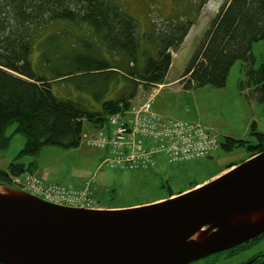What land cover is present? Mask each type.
<instances>
[{"label": "trees", "instance_id": "obj_1", "mask_svg": "<svg viewBox=\"0 0 264 264\" xmlns=\"http://www.w3.org/2000/svg\"><path fill=\"white\" fill-rule=\"evenodd\" d=\"M54 22L87 27L95 41L105 47L108 57L91 55L92 48L97 47L85 40L80 41L81 52H66L73 56H60V47L52 43L51 37L50 45H36L42 32ZM193 25L191 21L171 23L164 30L145 33L142 38L154 44L157 53V57H152L142 50L136 21L114 1L0 0V149L8 146L5 131L12 124H16L14 133L26 138L19 157L35 156L46 146L79 148L84 122L91 123L95 131L104 129L110 115L131 105L139 86L147 89L163 84L172 66V52L181 48ZM262 40L264 0H225L188 63L181 80L184 89L207 85L224 88L232 65L238 60L253 61L252 47ZM36 46L44 49L39 62L46 67L44 74H38L30 60ZM53 52L54 59L50 58ZM69 75L81 95L76 100L57 97L49 83L50 77L65 82ZM248 76L255 84L257 98L264 104V61ZM119 79L126 83L125 90L120 98L108 99L110 85ZM86 100L95 108L88 106ZM252 133L257 143L225 138L221 147L228 151L246 147L248 159L260 155L264 152V134L256 131L255 123ZM33 165L36 163L13 162L8 169H0V184L22 189L16 180L23 181L24 175L34 174ZM103 168L107 167L99 165L97 172ZM95 178L86 183L95 184ZM191 185L186 191L198 186ZM186 191L174 194L169 189L167 199ZM251 264H264V256L255 257Z\"/></svg>", "mask_w": 264, "mask_h": 264}, {"label": "rangeland", "instance_id": "obj_2", "mask_svg": "<svg viewBox=\"0 0 264 264\" xmlns=\"http://www.w3.org/2000/svg\"><path fill=\"white\" fill-rule=\"evenodd\" d=\"M111 1L117 3L136 21L141 38L153 30H164L171 23L194 22L181 48L172 52V66L163 82L164 86L155 92L153 109L159 115L200 125L214 134L220 144L225 138L257 143L252 133V125L255 123L256 131L264 134V104L257 98L255 84L248 76V72L251 69L257 71L263 64V40L254 43L252 47L253 61L238 60L232 65L224 88L207 85L185 90L181 83L191 57L225 0ZM82 28L71 23L54 22L42 32L39 36L41 40H38L36 45H40L41 42L45 46L50 45L51 37L52 43L60 47L58 49L60 56H73L66 52L74 49L81 52L83 48L80 41L85 40L95 47L96 45L101 47V50L92 48L91 55L101 54L108 57L100 41H95V36L89 34L90 30L86 29L87 27ZM142 46V50L148 55L157 57L154 44L147 43L142 38ZM43 50L36 46L30 56L38 74L46 72V67L39 65ZM55 53H51L50 58L54 59ZM74 83L76 84V81L56 82L51 86V90L57 97L76 100L81 95ZM125 86L126 83L122 79L114 81L109 87L108 99L120 98ZM153 93L152 87L145 89L139 86L131 102L133 104L145 102ZM86 101L88 106L95 108L94 104ZM15 129L16 124H12L5 131L9 143L6 148L0 149V169H8L13 162L25 165L35 162L41 170L37 173L40 179L46 183L65 186H74L96 177L94 187L98 189V193L94 192V196L104 210L130 209L166 201L169 189L178 194L190 189L191 184L203 186L228 170L227 167L230 165H241L250 156L246 147H236L228 151L220 145L215 153L200 160L171 164L164 153H157L154 156L155 165L147 169L131 171L103 168L97 172L101 162L98 159V150L89 147L84 141L77 149L46 146L35 156L19 157L26 138L22 134H15ZM95 130L91 123L84 122V134H93ZM256 255L264 256V239L248 248L240 246L232 252H223L190 264H241Z\"/></svg>", "mask_w": 264, "mask_h": 264}, {"label": "water", "instance_id": "obj_3", "mask_svg": "<svg viewBox=\"0 0 264 264\" xmlns=\"http://www.w3.org/2000/svg\"><path fill=\"white\" fill-rule=\"evenodd\" d=\"M262 192L264 152L201 187L136 208L89 211L0 198V264H190L264 233V222L228 226L237 211L258 207L243 201ZM213 222L216 235L203 244L174 242Z\"/></svg>", "mask_w": 264, "mask_h": 264}, {"label": "built area", "instance_id": "obj_4", "mask_svg": "<svg viewBox=\"0 0 264 264\" xmlns=\"http://www.w3.org/2000/svg\"><path fill=\"white\" fill-rule=\"evenodd\" d=\"M154 98L151 95L145 102L110 115L106 128L98 130L95 136H83L89 147L106 152L101 167L136 171L154 166L157 153H164L169 163L175 164L207 158L219 149L218 138L202 126L155 112ZM22 179L16 180L22 190L45 203L79 210L102 209L95 199L93 182L77 189L46 184L33 174Z\"/></svg>", "mask_w": 264, "mask_h": 264}, {"label": "bare ground", "instance_id": "obj_5", "mask_svg": "<svg viewBox=\"0 0 264 264\" xmlns=\"http://www.w3.org/2000/svg\"><path fill=\"white\" fill-rule=\"evenodd\" d=\"M96 47L98 49H101L100 46L96 45ZM72 77V75L67 76L65 78L66 81L64 83L73 82ZM56 82L57 81L55 79H52V77L49 78L50 86H52ZM0 198L23 206L36 205L39 200L36 197L27 194L26 192L2 185H0ZM243 202L247 207L253 206L255 204H258L259 206L254 209L247 208L244 210L242 209L240 211H237L229 218L228 226L234 229L246 230L252 226L264 222V192L256 193L255 195L244 200ZM216 232V223L213 222L208 224L207 226L182 235L181 237L174 240V242H177L179 244H185L188 247L193 248L213 238L216 235ZM248 263L250 264L252 263V261Z\"/></svg>", "mask_w": 264, "mask_h": 264}, {"label": "crops", "instance_id": "obj_6", "mask_svg": "<svg viewBox=\"0 0 264 264\" xmlns=\"http://www.w3.org/2000/svg\"><path fill=\"white\" fill-rule=\"evenodd\" d=\"M164 86V83L161 85V87H163ZM95 133V132H94ZM89 135H92V134H89ZM98 150V149H97ZM98 153H99V155H98V159L100 160V161H102V159H103V157L106 155V152L105 151H101V150H98ZM100 164H101V162H100ZM33 172H34V174L35 175H37L38 176V174L37 173H40L41 172V170L37 167V164L36 165H33ZM227 171V170H226ZM226 171H224V173L226 172ZM223 173H220L219 175H217V176H215L214 178H216V177H218V176H220V175H222ZM40 178V177H39ZM213 178V179H214ZM42 180V179H41ZM212 180V179H211ZM45 182V181H44ZM86 182H87V180L86 181H82L80 184H74V187L75 188H78V189H82V188H84L85 187V184H86ZM96 193H98V189L96 188Z\"/></svg>", "mask_w": 264, "mask_h": 264}, {"label": "flooded vegetation", "instance_id": "obj_7", "mask_svg": "<svg viewBox=\"0 0 264 264\" xmlns=\"http://www.w3.org/2000/svg\"><path fill=\"white\" fill-rule=\"evenodd\" d=\"M262 239H264V233L260 234L259 236L255 237V238H253V239H250L249 241H247V242L241 244L240 246H242V247H247V248H248V247L254 245L255 243L261 241ZM240 246H237V247H240ZM237 247H235V248H233V249H231V250H229V251H227V252H232V251L236 250ZM216 255H217V254H216ZM261 255H262V254H261ZM212 256H215V255H212ZM259 256H260V255H256V256H254V257L248 258L247 260L243 261L241 264H247L248 262L253 261L255 257H259ZM209 257H210V256H209ZM209 257H207V258H209ZM202 260H203V259H202ZM199 261H200V260H199ZM250 264H251V263H250Z\"/></svg>", "mask_w": 264, "mask_h": 264}]
</instances>
